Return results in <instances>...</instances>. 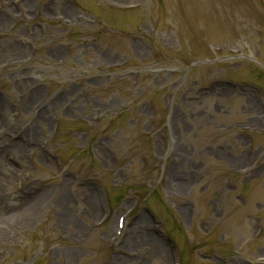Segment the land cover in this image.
Listing matches in <instances>:
<instances>
[{"label":"rangeland","instance_id":"374dc122","mask_svg":"<svg viewBox=\"0 0 264 264\" xmlns=\"http://www.w3.org/2000/svg\"><path fill=\"white\" fill-rule=\"evenodd\" d=\"M0 264H264V0H0Z\"/></svg>","mask_w":264,"mask_h":264},{"label":"bare ground","instance_id":"6f19581e","mask_svg":"<svg viewBox=\"0 0 264 264\" xmlns=\"http://www.w3.org/2000/svg\"><path fill=\"white\" fill-rule=\"evenodd\" d=\"M96 210V209H95Z\"/></svg>","mask_w":264,"mask_h":264}]
</instances>
